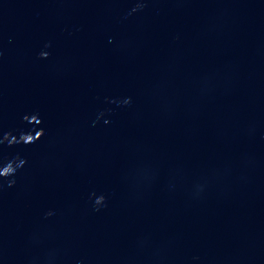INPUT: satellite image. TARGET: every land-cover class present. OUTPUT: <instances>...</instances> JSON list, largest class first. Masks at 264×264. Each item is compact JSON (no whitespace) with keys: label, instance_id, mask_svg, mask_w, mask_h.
Segmentation results:
<instances>
[{"label":"clouds","instance_id":"clouds-1","mask_svg":"<svg viewBox=\"0 0 264 264\" xmlns=\"http://www.w3.org/2000/svg\"><path fill=\"white\" fill-rule=\"evenodd\" d=\"M145 6V3L143 0L141 2H138L136 4V7L132 9V12H136L139 10H142ZM45 47H50V45H46ZM49 56V53L46 51H42L40 53V57L42 59H46ZM131 102V98H128L124 101L125 104H129ZM27 123L33 124V125H40L42 123V120L39 118L38 114H33L31 117L24 116L23 118ZM107 123V121H105ZM45 135V130L43 128H40L39 130H36L34 132L28 131V132H21L18 136L13 135V133L8 132L2 134L0 136V145L7 144L9 147L16 145V144H24V145H30L33 144L39 140H41ZM27 161L17 155L14 158L7 159L0 161V189L4 187V182H7L8 187H12L15 185L16 181L15 179H9L10 177H15L18 170L22 168ZM105 198L103 196H99L95 199L94 205L96 206V210H99L100 205L104 204ZM47 215H52L51 212L47 213Z\"/></svg>","mask_w":264,"mask_h":264}]
</instances>
